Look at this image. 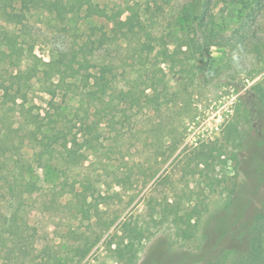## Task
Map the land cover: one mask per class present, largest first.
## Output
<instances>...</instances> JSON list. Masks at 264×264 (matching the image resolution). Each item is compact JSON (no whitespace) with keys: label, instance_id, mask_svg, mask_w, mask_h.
Listing matches in <instances>:
<instances>
[{"label":"rangeland","instance_id":"rangeland-1","mask_svg":"<svg viewBox=\"0 0 264 264\" xmlns=\"http://www.w3.org/2000/svg\"><path fill=\"white\" fill-rule=\"evenodd\" d=\"M21 1L0 0V45L25 50L24 66L63 52L84 61L85 47L90 63L78 82L103 83L102 65L127 80L135 59L141 70L150 62L166 87L159 101L119 102L110 90L104 105L89 107L74 87L57 88L68 117L88 108L99 125L88 145L82 134L75 140L80 164L57 158L41 172L40 193L15 201L0 180V264H264V0H207L203 37L183 20L184 0H92L107 16L59 21ZM132 13L158 38L151 60L113 30ZM164 50L174 53L171 65L162 64ZM46 85L31 84L26 108L44 114ZM15 112L12 140L29 158L34 148ZM86 241L92 249L76 258Z\"/></svg>","mask_w":264,"mask_h":264},{"label":"trees","instance_id":"trees-1","mask_svg":"<svg viewBox=\"0 0 264 264\" xmlns=\"http://www.w3.org/2000/svg\"><path fill=\"white\" fill-rule=\"evenodd\" d=\"M207 3V0H184L183 4V20L193 25L201 37H203L202 26L206 16ZM21 4L24 9L30 11L36 10L55 15L57 21L72 19L82 13L86 18L93 12L107 16L104 15L103 9L98 10V7L93 5L92 0H22ZM113 30L119 32L122 39L128 44L139 43L140 53L144 52L145 56L151 60L156 50L153 42L158 38L145 28L139 16L132 13L125 19H114ZM106 37L104 33L99 38V48H103ZM143 40L144 43L140 45ZM86 48L90 47L86 46ZM203 50L204 47L201 45V51ZM80 51L84 53V61L78 60L77 53H71L69 56L63 52L57 61L47 63L39 60L40 64H38L27 59V64L24 66L22 56L25 50L10 44L9 41H3L0 45V112H2L0 115V167L4 166L7 173L11 174L8 179V174L0 171V180L2 187H9V197L12 200L22 202L24 194L40 193L43 190L41 172L50 167V162L53 160L63 159L68 168L80 164L85 156L84 152L75 146V140L78 135L82 134L86 145H88L87 136L92 134V127L96 128L99 125V123L91 122V124L89 122L88 108L79 109L76 115L68 117L66 108L61 107L62 103L57 100L59 96V93L56 92L57 88L63 91V85L70 87L69 89L74 87V92L80 98V103L86 100L89 107L92 103L104 105L110 90L115 91V100L119 102L127 99L138 104V100H141L142 97L150 100L149 102L159 101L162 93H157L158 86L163 84L166 87L165 83H161L162 81L157 79L158 76L153 71L150 62L144 64L143 71L135 59L131 63L134 76L128 75L127 80H121L114 69L102 65L100 69L104 75L101 85L90 87L86 81L78 82L79 71L88 70L90 63L85 56V47H81ZM206 53L207 51L202 53L205 68L208 67L210 58ZM160 57L163 59L162 64L171 65L174 53L164 50L160 53ZM10 69L14 71L10 73ZM55 76H58L59 79L58 82L53 83L52 79ZM47 82L49 85H46L45 90L51 95V99L44 114L39 112L41 109L35 111L37 109L34 106L26 108L31 84L45 85ZM148 90L151 93H147ZM63 97L66 98V94ZM260 98L262 101L264 100L263 97L260 96ZM160 105L162 106V104L155 106ZM111 106L115 105L111 104ZM15 111L21 114L26 138L34 148L29 158H26L21 151L23 141L12 140L11 123L7 120V115ZM108 116L110 119L113 118V115L109 114ZM102 120L105 122L108 118H102ZM60 141L61 143H59ZM16 187H23V189L19 190ZM92 246L93 244L87 241L83 245H78L75 249L77 254L74 256L78 259L85 258ZM55 259L53 257L52 264H57Z\"/></svg>","mask_w":264,"mask_h":264}]
</instances>
